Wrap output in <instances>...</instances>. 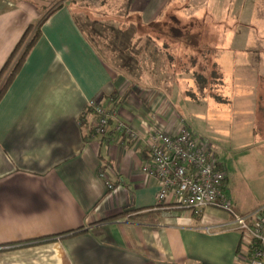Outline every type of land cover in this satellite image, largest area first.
Masks as SVG:
<instances>
[{"label": "crops", "instance_id": "1", "mask_svg": "<svg viewBox=\"0 0 264 264\" xmlns=\"http://www.w3.org/2000/svg\"><path fill=\"white\" fill-rule=\"evenodd\" d=\"M109 1L127 7L121 22L136 28L144 72L154 67L147 38L162 33L166 13L207 23L211 46L229 37L221 0L209 8V0H91L95 15L110 10ZM190 3L197 13L189 12ZM53 4L47 12L21 0L0 6V72L32 24L42 31L0 101V264H250L252 234L229 212L207 206L198 215L171 198L159 204L160 181L143 171L152 160L150 130L181 127L168 112L174 89L168 94L167 77L154 83L156 76L144 72L138 79L125 75L113 52L105 60L89 40L88 18L71 8L83 10L81 3ZM92 99L141 139L131 141L113 126L105 136L92 134L96 116L86 113ZM250 121L264 136V116ZM219 162L235 213L255 229L264 208L232 196L229 172Z\"/></svg>", "mask_w": 264, "mask_h": 264}, {"label": "rangeland", "instance_id": "2", "mask_svg": "<svg viewBox=\"0 0 264 264\" xmlns=\"http://www.w3.org/2000/svg\"><path fill=\"white\" fill-rule=\"evenodd\" d=\"M21 1L35 6L39 11L45 9L47 12L55 6L53 3L56 0ZM69 1L71 4L77 2L82 4L83 10H79L77 4L71 7L80 18L84 16L92 21L99 19L115 27L128 28L129 21L121 22L127 19L125 14L127 7L122 6L121 2L109 1L108 7L111 6V9L107 11L111 14L109 12L106 14L107 11L103 10L97 16L94 13L96 7L90 3L91 0ZM209 2L205 5L207 8L210 4L212 7H217L219 0H209ZM221 2V8L228 11L227 34L229 37L219 43L220 46L213 55L217 68L224 78V84L219 92L229 101L220 103L210 99L194 102L183 95V88L179 90L177 87L168 97V112L172 119L175 118V121L187 125L197 142L211 151L216 159L226 166L232 184V196L236 199L241 197L250 207L259 202V207L264 208V170H262L264 168V136L253 132V122L250 121L264 116V0H244V3L243 0H221ZM1 3L2 0H0V6ZM190 4L191 11H187L197 13L196 6ZM168 16L174 17L169 13ZM112 19H114L113 22ZM86 30L89 40L106 60L108 55L106 52L109 51H106L104 45H100L91 30ZM218 34L220 35L219 32ZM198 35L199 40L203 42L210 37L208 33ZM161 37L164 38L163 35ZM157 44L159 43L155 45ZM257 49L260 50L254 53ZM152 61L153 59L150 58L149 63L147 62L148 66H156ZM149 71L146 70L145 73L151 75ZM157 75L156 77L151 75L154 83L155 78L158 83L165 77L162 70H158ZM166 89L168 90L167 87ZM261 211L264 212V209Z\"/></svg>", "mask_w": 264, "mask_h": 264}, {"label": "trees", "instance_id": "3", "mask_svg": "<svg viewBox=\"0 0 264 264\" xmlns=\"http://www.w3.org/2000/svg\"><path fill=\"white\" fill-rule=\"evenodd\" d=\"M61 7L62 5L59 4L50 14ZM174 18L176 21L173 20ZM165 20L168 21L165 22ZM202 26L206 29V32L200 31L199 27ZM134 27L132 23L128 25V28L115 27L107 23L102 24L99 20H89L83 26L85 30H91L95 37L104 40L105 47L109 49V52L115 54V63L122 68L125 75L138 79L142 77L141 75L144 72L139 64V60L141 61L144 57L145 49L139 47V41L134 43V39L132 38V34L135 31ZM159 28L162 29L161 34H157L156 36H153L155 35L153 34L147 38V47L150 45L154 47V52H147V54L154 59V63L156 64V66L148 71L153 76H158V70H162L164 75H167L165 85L168 88V94L174 88L178 87L179 90L183 88V95L194 102L210 99H215L220 103L223 101L228 102V98L221 96L219 92L224 84V78L223 74L217 68V63L213 55L217 47L211 46L208 41L203 42L201 40V42L199 40L198 34H206L209 32H207L209 28L208 24L194 18L179 19L176 16L170 18L166 13L162 18V22L159 24ZM217 34L215 33V36L219 38V34ZM180 35L186 37L184 38ZM41 36V26L32 24L25 31L15 51L8 57V62L0 72V101L4 98L13 80L21 71L22 66L28 59L33 48L37 45ZM212 36L214 37L213 34ZM157 42L159 44L155 45ZM147 47L146 49H148ZM86 113L95 116L91 108L87 107ZM114 125L115 120L111 119L110 127L112 128ZM92 134L99 135L94 127Z\"/></svg>", "mask_w": 264, "mask_h": 264}, {"label": "built area", "instance_id": "4", "mask_svg": "<svg viewBox=\"0 0 264 264\" xmlns=\"http://www.w3.org/2000/svg\"><path fill=\"white\" fill-rule=\"evenodd\" d=\"M87 104L96 116L94 128L97 134L107 135L111 130L110 121L114 119L115 130L123 137L134 142L141 139L137 129L116 119L98 100L92 99ZM180 124L174 133L152 129L148 134L152 160L143 171L160 181L157 202L164 203L171 198L177 205L192 209L198 215L207 206L231 213L240 228L251 233L254 239L250 264H264V217L252 229L246 216L235 214L232 201L224 191L225 172L211 152L197 142L191 129L183 122ZM108 186L113 188L110 184Z\"/></svg>", "mask_w": 264, "mask_h": 264}, {"label": "bare ground", "instance_id": "5", "mask_svg": "<svg viewBox=\"0 0 264 264\" xmlns=\"http://www.w3.org/2000/svg\"><path fill=\"white\" fill-rule=\"evenodd\" d=\"M101 104V103H100ZM102 105V104H101ZM162 130V129H161ZM165 131V130H164ZM211 152V151H210ZM212 154V153H211ZM213 156V155H212ZM214 158V157H213ZM215 159V158H214ZM216 160V159H215ZM217 162L220 164V162L217 160ZM220 168H221V164H220ZM221 170H222V168H221ZM224 172V171H223ZM225 174H226V172H225ZM226 180V179H225ZM225 181H224V187H225ZM167 201V200H166ZM165 203V202H164ZM159 204H162V203H159ZM233 204V203H232ZM177 205V204H176ZM234 212H235V210H234ZM228 213V212H227ZM231 214V213H230ZM236 214V213H235ZM232 215V214H231ZM233 216V215H232ZM233 218H234V216H233ZM240 229H242V228H240ZM243 230V229H242ZM245 231V230H244ZM254 240V239H253ZM250 254H251V251H250ZM250 258V257H249ZM251 259V258H250Z\"/></svg>", "mask_w": 264, "mask_h": 264}]
</instances>
